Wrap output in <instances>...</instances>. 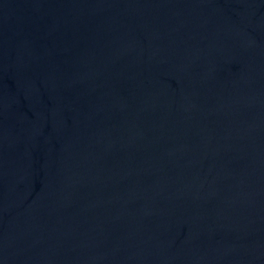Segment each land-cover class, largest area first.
Returning <instances> with one entry per match:
<instances>
[{
    "label": "water",
    "instance_id": "obj_1",
    "mask_svg": "<svg viewBox=\"0 0 264 264\" xmlns=\"http://www.w3.org/2000/svg\"><path fill=\"white\" fill-rule=\"evenodd\" d=\"M0 264H264V0H0Z\"/></svg>",
    "mask_w": 264,
    "mask_h": 264
}]
</instances>
